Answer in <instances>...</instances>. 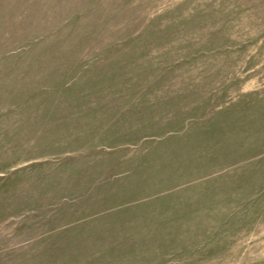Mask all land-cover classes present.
Segmentation results:
<instances>
[{"label": "rangeland", "instance_id": "374dc122", "mask_svg": "<svg viewBox=\"0 0 264 264\" xmlns=\"http://www.w3.org/2000/svg\"><path fill=\"white\" fill-rule=\"evenodd\" d=\"M0 264H264V0H0Z\"/></svg>", "mask_w": 264, "mask_h": 264}]
</instances>
